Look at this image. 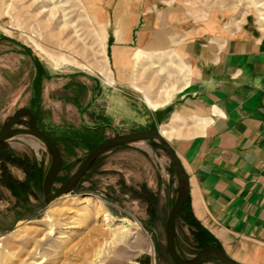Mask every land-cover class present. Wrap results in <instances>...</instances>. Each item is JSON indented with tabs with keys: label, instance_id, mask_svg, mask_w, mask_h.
I'll list each match as a JSON object with an SVG mask.
<instances>
[{
	"label": "rangeland",
	"instance_id": "rangeland-1",
	"mask_svg": "<svg viewBox=\"0 0 264 264\" xmlns=\"http://www.w3.org/2000/svg\"><path fill=\"white\" fill-rule=\"evenodd\" d=\"M49 1L0 0V129L18 108H32L38 127L56 141L63 155L56 190L103 140L163 129L169 122L168 103L152 108L146 97L153 100L158 95V83L165 78L155 84L153 79L160 68L170 63L168 69L178 73L175 65L185 59L174 46L161 50L173 49L180 59L165 56L162 61L155 58L162 52H148L161 50L137 47L134 53L143 50L154 58L147 62L141 54L133 56L135 79L122 82L111 56L110 30L100 17L104 1ZM262 3L158 4L178 8L191 21L218 20L219 42L246 27L264 36V10L258 7ZM102 27L105 46L99 36ZM136 81L142 85L135 86ZM142 87L143 91L137 89ZM23 117L30 119L28 114ZM51 165L49 147L34 133L13 134L0 143V264H144L146 258L150 264H174L167 249L166 222L181 185L158 140H135L107 149L73 192L46 204L43 186ZM87 198L101 202L114 224L107 226ZM187 206L176 218L174 244L178 254L190 260L200 249L219 245L190 226Z\"/></svg>",
	"mask_w": 264,
	"mask_h": 264
},
{
	"label": "crops",
	"instance_id": "crops-1",
	"mask_svg": "<svg viewBox=\"0 0 264 264\" xmlns=\"http://www.w3.org/2000/svg\"><path fill=\"white\" fill-rule=\"evenodd\" d=\"M103 1L100 17L122 82L135 79L132 58L139 54L150 62L148 52H162L155 57L162 61L177 56L161 50L174 46L186 61L177 56L187 85L179 81L170 98L162 133L173 139L189 179L190 226L233 261L264 264V36L246 27L217 42L218 20L185 19L174 6L160 8L164 0ZM99 36L105 46V27ZM137 47L161 51L134 53Z\"/></svg>",
	"mask_w": 264,
	"mask_h": 264
},
{
	"label": "water",
	"instance_id": "water-1",
	"mask_svg": "<svg viewBox=\"0 0 264 264\" xmlns=\"http://www.w3.org/2000/svg\"><path fill=\"white\" fill-rule=\"evenodd\" d=\"M28 114L30 119L27 120L23 115ZM36 114L30 107H20L12 115H10L0 129V143L7 140L13 134L34 133L41 138L49 147L52 153V165L45 178L43 193L46 204H50L63 196L69 195L77 187L79 182L90 171L92 166L98 160L100 155L107 149L122 143L135 140L156 139L158 140L166 152L170 155L171 163L174 171L179 178L182 190H179L173 205L170 208L169 216L166 222V241L170 259L174 264H203L209 261L219 262L221 264H240L233 261L223 249L219 247H205L200 249L196 255L190 259H183L177 252L174 244V227L176 218L189 197V179L179 158L177 151L163 133L162 128H148L129 133H123L112 136L96 145L87 155L84 163L62 186L54 190L53 187L57 178L63 169V155L56 141L37 125ZM16 125H25L27 128L18 129Z\"/></svg>",
	"mask_w": 264,
	"mask_h": 264
},
{
	"label": "bare ground",
	"instance_id": "bare-ground-1",
	"mask_svg": "<svg viewBox=\"0 0 264 264\" xmlns=\"http://www.w3.org/2000/svg\"><path fill=\"white\" fill-rule=\"evenodd\" d=\"M52 1V0H51ZM49 1V2H51ZM256 6V5H255ZM258 7H261L263 10H264V3L262 4H259ZM174 52V51H173ZM166 56H169L166 55ZM138 58H140V56H138ZM172 59V57H171ZM175 60V59H174ZM176 61V60H175ZM180 63V62H179ZM182 63V62H181ZM168 64V63H166ZM165 64V65H166ZM164 65V66H165ZM174 65V64H173ZM170 66V63L168 64L167 67H163V68H160L157 72V75L155 76V79H153V83L155 84L156 81H159L161 78V76H163L165 78L164 82L163 83H158V85L160 84L161 86L159 87V93L161 94V97H160V100L159 101H153L149 96L146 97V102L148 103V105H150V107L152 108H158L160 106H164L166 105L170 98L172 97L173 93L176 92L177 90H179V87H178V84H179V81L180 82H183V87L187 85L186 81V75H184V68H181L177 65H175V67L179 70V74L181 75L177 80L176 77H175V74H173V72H171L168 68ZM155 67H157V65H155ZM175 78V79H174ZM169 81H172V82H169ZM111 85H114V81L111 80L110 81ZM148 93V92H147ZM158 93V94H159ZM204 124V123H203ZM168 127V126H167ZM165 133V132H164ZM167 133V132H166ZM169 136V135H168ZM34 146H36L37 148L39 147L38 144L34 143ZM180 190H182V184H181V188ZM68 196V195H66ZM66 196H63V197H66ZM61 197V198H63ZM85 202L90 204L93 209L97 212V214L101 215L102 216V219H103V222L107 225V226H111L112 224H114V220L113 218L106 212L105 210V207L101 204V202H96V201H92L91 198H87L85 199ZM124 223L127 225V224H130V222L128 221H124ZM52 230L51 229V232L50 234L52 233Z\"/></svg>",
	"mask_w": 264,
	"mask_h": 264
},
{
	"label": "trees",
	"instance_id": "trees-1",
	"mask_svg": "<svg viewBox=\"0 0 264 264\" xmlns=\"http://www.w3.org/2000/svg\"><path fill=\"white\" fill-rule=\"evenodd\" d=\"M188 205V200L185 202V204L182 206V209L185 208V206Z\"/></svg>",
	"mask_w": 264,
	"mask_h": 264
}]
</instances>
